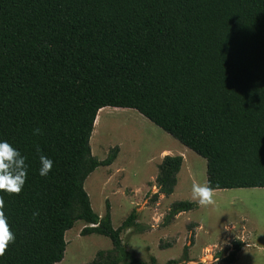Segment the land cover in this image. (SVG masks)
I'll return each instance as SVG.
<instances>
[{"label":"trees","instance_id":"obj_1","mask_svg":"<svg viewBox=\"0 0 264 264\" xmlns=\"http://www.w3.org/2000/svg\"><path fill=\"white\" fill-rule=\"evenodd\" d=\"M108 106L136 109L204 157L214 190L264 187V0H0V141L27 164L22 191H0L16 237L0 264L62 262L65 234L79 219L82 235L113 244L88 264H158L122 239L123 230L152 228L139 222V205L115 228L110 201L101 216L85 189L120 151L115 145L104 159L92 152ZM41 154L53 161L47 176ZM183 161L166 154L158 164L154 202L174 192ZM196 207L173 202L162 226ZM195 226L168 264L190 260ZM244 245L234 239L225 261Z\"/></svg>","mask_w":264,"mask_h":264},{"label":"rangeland","instance_id":"obj_2","mask_svg":"<svg viewBox=\"0 0 264 264\" xmlns=\"http://www.w3.org/2000/svg\"><path fill=\"white\" fill-rule=\"evenodd\" d=\"M103 109L99 111L91 136L92 152L104 159L113 146L119 145L120 151L112 169L99 166L88 176L85 189L93 209L101 216L106 213V201H110L115 228L121 226L139 205V222L152 228L140 232L129 228L121 234L138 257L149 260L154 255L158 264L180 259L188 226L195 223V244L189 251L190 260L180 264H264V187L214 190V204L206 207L197 204L196 208L183 213L173 221L174 224L165 228L168 225L162 226L163 218L173 202L193 201V180L207 183L206 159L136 109L111 106ZM164 150L171 155H183L184 161L174 192L154 202L151 197L158 190L153 188ZM85 226V221L79 219L66 232L67 248L60 264H88L98 251L112 248L108 236L98 233L82 235ZM243 228L246 239L241 238ZM236 238L248 240V248L241 253L239 260L228 263L225 257ZM162 241H174V244L162 248Z\"/></svg>","mask_w":264,"mask_h":264},{"label":"clouds","instance_id":"obj_3","mask_svg":"<svg viewBox=\"0 0 264 264\" xmlns=\"http://www.w3.org/2000/svg\"><path fill=\"white\" fill-rule=\"evenodd\" d=\"M34 134L39 135L40 129H34ZM36 151L41 150L37 146ZM26 157L22 156L9 142L0 141V191L9 194H19L25 184L27 177ZM41 176H47L53 167V161L46 155H40ZM192 199L201 207L215 203L214 189L208 183L192 182ZM4 201L0 197V256H3L10 243L15 242V234L10 228L7 217L3 211ZM39 213L34 212L33 217Z\"/></svg>","mask_w":264,"mask_h":264},{"label":"crops","instance_id":"obj_4","mask_svg":"<svg viewBox=\"0 0 264 264\" xmlns=\"http://www.w3.org/2000/svg\"><path fill=\"white\" fill-rule=\"evenodd\" d=\"M108 107H105V109H103L104 111L107 109ZM170 152L168 151V150H164V152H162V155H161V161H162V159H163V157L166 155V154H169ZM110 169H112V167H113V163L111 164V165H109L108 166ZM154 190H157V187L156 186H154V188H153ZM133 191H132V195H133ZM163 197H165V196H161L160 197V199H162ZM186 212H188V211H184V212H181V213H179L178 215H177V217H176V219H175V221L177 220V218L180 216V215H182L183 213H186ZM174 221V222H175ZM174 222L173 223H171V225L172 224H174ZM171 225H168L167 227H165V228H168L169 226H171ZM245 228H243V232H242V235H241V238H244V235H245ZM246 236V235H245ZM244 239H246V238H244ZM241 240H243V239H241ZM243 242H244V246L242 247V249H241V251L239 252V255H238V258H237V260H239L240 259V257H241V253L246 249V248H248V246H246L248 243H249V241L248 240H243ZM236 260V261H237ZM235 261V262H236ZM61 263V262H60ZM60 263H58V264H60Z\"/></svg>","mask_w":264,"mask_h":264}]
</instances>
